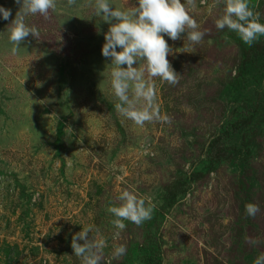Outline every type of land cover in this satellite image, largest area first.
I'll list each match as a JSON object with an SVG mask.
<instances>
[{
	"label": "rangeland",
	"instance_id": "374dc122",
	"mask_svg": "<svg viewBox=\"0 0 264 264\" xmlns=\"http://www.w3.org/2000/svg\"><path fill=\"white\" fill-rule=\"evenodd\" d=\"M181 2L207 34L166 57L177 83L151 80L168 121L140 127L114 108L95 0L26 16L38 36L15 54L6 27L18 5L0 0L11 10L0 19V264H81L70 241L89 224L106 242L101 264H253L264 253V36L249 46L217 30L222 0ZM248 3L264 23V0ZM165 40L173 51L186 43ZM121 190L154 207L113 240L107 208ZM116 244L126 252L113 259Z\"/></svg>",
	"mask_w": 264,
	"mask_h": 264
},
{
	"label": "clouds",
	"instance_id": "9594fccd",
	"mask_svg": "<svg viewBox=\"0 0 264 264\" xmlns=\"http://www.w3.org/2000/svg\"><path fill=\"white\" fill-rule=\"evenodd\" d=\"M72 2L68 0L69 4ZM13 3L18 5V10L7 24L6 33L10 51L15 54L25 38L38 36L37 29L25 23V17L39 14L47 19L49 10L55 8V0H13ZM187 3L193 4L194 0H187ZM200 3L203 4L204 0ZM222 3L223 11L214 20L217 30L227 29L249 46L259 36H264V23L260 22L259 14L249 7L248 0H222ZM93 12L95 17H102L101 21L108 24L107 31L103 33L100 54L112 65L110 86L117 101L115 110L140 127L153 120L167 122L168 117L161 116L158 105L154 103L151 78H159L169 85L176 84L178 74L166 57L174 52L187 53L185 48L199 44L207 30L199 29L181 0H135L134 6L128 9L113 8L108 0H95ZM10 15V9L0 6V19L8 20ZM165 37L171 41L182 40L183 37L186 43L182 41V46L176 48L179 51H173ZM66 129V135L72 137V129ZM144 153L148 154L146 148ZM115 199L119 203L107 208L112 217L113 240L118 239L125 229V221L139 226L151 218L154 207L150 197H141L129 190H121ZM244 212L248 217H254L259 208L254 203H246ZM90 233H98L92 224L80 227L72 235V254L80 258L81 264H101L106 242L102 237L90 238ZM246 242L250 245L257 243L253 238H246ZM125 252V245L116 244L112 247L111 257L118 259ZM253 264H264V253L257 255Z\"/></svg>",
	"mask_w": 264,
	"mask_h": 264
}]
</instances>
